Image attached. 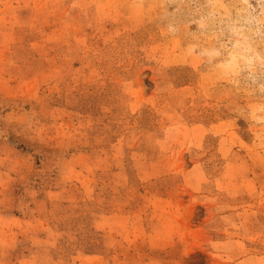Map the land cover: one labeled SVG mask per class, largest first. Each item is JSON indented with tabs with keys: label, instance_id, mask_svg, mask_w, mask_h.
Masks as SVG:
<instances>
[{
	"label": "rangeland",
	"instance_id": "1",
	"mask_svg": "<svg viewBox=\"0 0 264 264\" xmlns=\"http://www.w3.org/2000/svg\"><path fill=\"white\" fill-rule=\"evenodd\" d=\"M0 264H264V0H0Z\"/></svg>",
	"mask_w": 264,
	"mask_h": 264
}]
</instances>
